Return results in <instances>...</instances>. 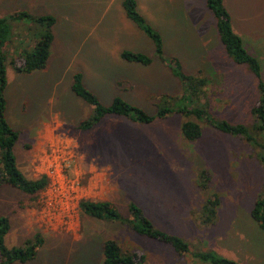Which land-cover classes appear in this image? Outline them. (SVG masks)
<instances>
[{
  "label": "rangeland",
  "instance_id": "rangeland-1",
  "mask_svg": "<svg viewBox=\"0 0 264 264\" xmlns=\"http://www.w3.org/2000/svg\"><path fill=\"white\" fill-rule=\"evenodd\" d=\"M121 1L0 0L3 18L17 12L55 18L51 62L31 74L15 68L21 64V50L30 49L33 35L43 28L30 21H9L4 94L5 119L19 135L14 155L27 178L49 177L47 187L35 197L0 188V216L10 222L5 244L18 247L41 234L42 247L25 264H101L106 240L143 255L144 264H203L191 258L198 251H213L239 264H264V230L251 216L264 193V130L254 129L259 120L250 112L260 98L258 78L227 56L206 0L136 2L147 23L160 33L164 58L178 59L184 74L207 80L201 101L207 104V115L243 124L253 140L246 142L181 114L148 125L105 117L91 131L78 129L93 108L71 90L77 72L104 105L120 97L150 115L182 105L180 79L155 56L152 41L126 19ZM223 1L237 35L264 29V0ZM254 36L260 42L254 52L247 49L259 61L264 83V32L255 30ZM124 49L148 55L152 63L122 61L118 54ZM187 120L202 128L195 142L181 135ZM145 142L149 145L142 149ZM130 146L135 154L127 152ZM53 165L56 173L51 174ZM201 170H206L208 181H198ZM214 195L219 203L216 215L209 226H202L200 208ZM82 199L110 201L124 218L134 203L158 230L183 239L190 252L178 254L119 222L82 215Z\"/></svg>",
  "mask_w": 264,
  "mask_h": 264
},
{
  "label": "trees",
  "instance_id": "trees-1",
  "mask_svg": "<svg viewBox=\"0 0 264 264\" xmlns=\"http://www.w3.org/2000/svg\"><path fill=\"white\" fill-rule=\"evenodd\" d=\"M206 6L216 20L218 37L227 56L239 65H246L258 78L257 88L260 92V98L252 106L250 112L259 120V126H254V129L264 130V83L261 80L259 61L245 50L242 39L233 31L231 16L224 5V1L206 0ZM121 8L126 19L152 41L155 56L168 65L175 78L180 79L185 93L181 98L183 100L182 105L176 108L166 107L159 110L155 115L148 114L142 108L130 104L120 97H115L111 104L104 105L84 85L81 72H77L73 75L71 90L74 95L93 108V113L79 123L78 129L83 132L91 131L105 117L117 116L136 124L148 125L157 119H165L172 114H181L187 118L194 117L198 120H204V122L209 123L224 134L244 138L246 142H251L253 136H250L248 129L243 124H231L224 120L213 119L207 115V111H205L207 104L201 103L202 99L206 97L207 80L202 77L184 74L178 59L167 60L164 58L161 35L147 23L145 17L139 11L136 0H122ZM9 21L17 23L30 21L43 28L42 31L33 35L34 40L30 49L24 48L21 50V64L15 68L19 73L31 74L42 71L47 67L54 41L53 25L55 24V18L50 15L33 17L27 12H17L10 18L0 17V188L10 187L25 195L35 197L47 187L48 179L45 175L36 179H29L19 170L14 155V146L19 135L5 119L7 102L4 93L7 86V64L4 47L11 32ZM119 57L122 61L131 64L149 66L152 63V58L148 55L128 49L120 51ZM180 132L183 139L188 142H195L201 137L202 128L198 123L187 120L182 123ZM205 171L201 170L199 172L198 181L199 179L208 181L209 177ZM201 189L205 190L204 188ZM218 204V198L215 195L208 197L203 203L199 213V221L202 226L211 224L212 218L216 215ZM78 208L82 215L106 223L119 222L132 233L169 246L178 254L190 252L189 245L183 239L158 230L152 221L146 217L143 209L134 203L128 205L129 216L126 218L119 213L118 208L110 201L82 199L78 203ZM251 216L259 227L264 230V193L255 201ZM9 229L8 217L0 216V264H25L32 261L44 243L42 235L36 233L22 245L9 248L5 244V237ZM100 254L101 264H144L145 262L143 255L123 251L119 243L114 240H106L101 246ZM192 255L193 259L199 260L203 264H239L234 260L219 256L213 251L191 253V258Z\"/></svg>",
  "mask_w": 264,
  "mask_h": 264
},
{
  "label": "crops",
  "instance_id": "crops-1",
  "mask_svg": "<svg viewBox=\"0 0 264 264\" xmlns=\"http://www.w3.org/2000/svg\"><path fill=\"white\" fill-rule=\"evenodd\" d=\"M231 16V15H230ZM255 30H258V31H262V32H264V29H260V28H253V30L252 31H249V33H247L246 35L247 36H245L244 35V37L242 36V35H238V36H240V38L242 39V42H243V46H244V48H245V50L247 51V52H249L248 51V49L247 48H250V50L252 51V52H254L255 51V47L257 46L256 45V43H257V41H258V38L257 37H255L254 36V33H255ZM249 35H251V38H249ZM54 39H55V37H54ZM251 39V40H250ZM245 41H247V43L245 42ZM260 41H258V43H259ZM245 43H246V46H245ZM249 54H251V53H249ZM119 55V54H118ZM252 55V54H251ZM119 57V56H118ZM120 58V57H119ZM50 60V59H49ZM51 62V61H50ZM50 62L48 61V64H47V67H48V65L50 64ZM120 62H122L121 60H120ZM46 67V68H47ZM45 68V69H46ZM44 69V70H45ZM43 71V70H42ZM121 79V78H120ZM119 79V80H120ZM117 81L116 82V84H118L119 85V83L122 81L123 83L125 82V80L122 78V80L121 81ZM117 117V116H116ZM125 122H127V123H131L130 125H132V124H136V123H133V122H130V121H125ZM138 125V124H137ZM139 141V140H138ZM136 144H138V142L137 143H134V145H136ZM146 145H149L148 143H143V144H141V147H142V149L143 148H145L146 147ZM127 152H133L134 154L136 153V149H135V147H132V146H130L128 149H127ZM138 152V151H137Z\"/></svg>",
  "mask_w": 264,
  "mask_h": 264
},
{
  "label": "built area",
  "instance_id": "built-area-1",
  "mask_svg": "<svg viewBox=\"0 0 264 264\" xmlns=\"http://www.w3.org/2000/svg\"><path fill=\"white\" fill-rule=\"evenodd\" d=\"M50 168L52 169V172H51V174H54V173H56V166L55 165H53V166H50ZM46 176V175H45ZM47 177V176H46ZM48 177H49V175H48ZM48 177H47V179H48Z\"/></svg>",
  "mask_w": 264,
  "mask_h": 264
}]
</instances>
